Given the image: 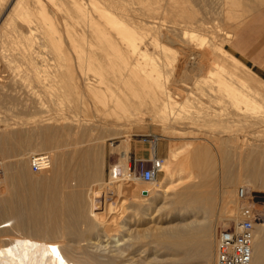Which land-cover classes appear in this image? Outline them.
Wrapping results in <instances>:
<instances>
[{
  "label": "rangeland",
  "instance_id": "374dc122",
  "mask_svg": "<svg viewBox=\"0 0 264 264\" xmlns=\"http://www.w3.org/2000/svg\"><path fill=\"white\" fill-rule=\"evenodd\" d=\"M192 1L184 0L183 5L189 8L192 5L191 9L195 11L197 17L200 16V20L203 18L201 22L208 27L204 31L203 28H194L193 26L191 28L183 18H179L180 21H176L178 26H185L188 29L184 38L187 44L165 40L166 42L163 41V44H166L168 48L164 51L159 50L158 43L152 46L150 41L152 38L148 35L151 34L152 37L157 34L145 31V29L142 31L143 41L141 40L140 43H143L145 47L140 44V48L144 47L145 51L148 50L149 54L152 53L151 56L153 55L155 61L152 60L158 65L155 64V70L158 69V72L160 70L158 79L163 84H161V88L156 84L154 87L152 86L153 92H151L150 98L154 106L151 107L150 113L143 115L142 119L126 123L127 125L98 124L92 121L91 110L90 114L89 110L82 109L69 112L68 107L70 108L71 104L68 103L67 98L56 99L57 108L51 104L49 97L42 93H40L42 96H40V100L43 102V111L37 110L26 102L28 98L24 95L9 99V102L7 100L0 101V165L2 169L0 189H4L3 184L6 183L8 186L6 197H12L11 200L16 202L17 194L22 187L25 188L24 192L28 193L22 207L25 216L30 215L29 211L32 210L34 216L31 219H35L38 226L41 224L40 227L45 231V235L48 234L46 237L54 238L61 243L65 242L68 245V253L75 260L78 259L82 262V260L96 259L103 263L109 261L108 254L110 252L106 247L108 246L106 245L108 236L103 233L104 225L111 224L110 221L105 220L102 213L106 202L111 205L118 204L120 209L127 207L140 212L138 216L132 215L128 232L120 228L119 232L125 239L122 246L126 247L123 254L116 258L113 264H125L131 258L135 259L138 264H214L216 230L223 226L231 227L234 220L237 221L239 218L241 202L236 195V190L239 187L245 188L248 204L256 212V214L252 212L253 245L256 243V236L259 237L258 239H264V191L254 192L250 186L251 178L261 177L264 179V152H262L264 151V142L261 144V141L255 139H264V117L242 112L241 106L244 109L245 105L236 102L234 104V100L228 96L230 91H224L225 94L221 93L223 87H229L230 90L235 86L232 81L234 79L225 86L224 84L217 86L210 82L207 84L202 80L211 65L218 70L221 68L219 65H213L215 56H211L209 48H205L209 40L230 52L229 41L234 29L254 17H264V0L262 2H260L261 0L250 2L240 0L241 3L238 2L233 7L234 14L231 17L226 11L228 5L224 6L225 4L221 3V6L220 4L223 0H200V2L194 0L195 3ZM201 1L205 2L204 5H201ZM211 1H214L213 5ZM246 1L250 8H247ZM165 2L166 4L163 6L161 1L163 9L154 10L157 12H153L155 16L151 13L157 20L160 18L163 27L166 24H175L172 21L169 22L166 12L163 13L168 8V3L166 0ZM209 2L211 3L209 4ZM214 3L217 4L214 5ZM245 5L246 7H243ZM139 6L140 4L137 5L138 8ZM162 10L163 12H161ZM139 11H137V15H139ZM144 25L146 24L142 26L145 27ZM190 31L196 35L190 37L192 35ZM197 34L198 36L202 35L201 39L203 38L202 41H204L201 47L195 44L200 41ZM186 45L187 48H185ZM144 48L142 49L144 50ZM146 48L148 49L146 50ZM202 48L206 51L205 54L204 50L201 51ZM191 50L201 51L198 52L199 56L195 60L198 62L200 59L201 67L198 69L200 71L192 72L195 75L198 73V78L201 79L197 83H194L193 80L195 76L188 73L192 69L190 62L193 60L189 59V55H192ZM182 51L187 55H185L186 59L191 65L190 67L187 64L183 71L178 65ZM166 56L169 59L164 61ZM174 56L177 58L175 59ZM174 59L176 62L173 61ZM243 65L245 67L234 61L233 71L240 73L244 69L250 75L244 74V77L248 78V83L252 85V88H245V92L250 96L256 97L257 95V99L264 100L256 93L257 91L264 94L262 91L264 86L258 84L264 80L261 78L260 80L244 63ZM183 73H188L187 75L193 77L182 78ZM252 75L254 76L251 77ZM190 90L197 92L196 97L195 94L189 97L184 96ZM163 91L168 92L171 97L165 99ZM28 106L29 108H26ZM176 111L188 117V119H182V121L185 120L184 126L183 124L177 125L172 122V119H164L167 116L172 118ZM208 111L210 112L208 113ZM153 136L157 138L155 142L156 154L163 157L165 162L169 160L172 151L177 154L174 161L169 164V168L173 170L172 177L166 178L162 167V171L154 183L148 186L151 188L147 195V193L140 192L146 188V184H142L137 179L134 166L138 164L139 160L145 164L148 163L138 152L141 149L146 151L147 156L145 157L149 158V142L142 141V138L151 139ZM40 153L49 155L50 166L44 171L33 172L28 165V157ZM117 164L123 169V176L113 175L114 166ZM120 181L123 189L117 192L115 186ZM166 184L168 188L162 192L161 188ZM129 185L135 187L136 190L131 192L127 190ZM198 195L206 196L209 204L204 213L198 211L196 215L195 212H190V209L197 205V202L194 201ZM4 199L5 196L1 193L0 203ZM122 199L123 201H121ZM146 212L148 214H145ZM229 213L233 215L232 219L227 218ZM150 215L152 217L148 219ZM9 217L6 209L0 210V223L12 222ZM101 217L102 219H100ZM193 220L196 222L195 229L188 236L189 242L182 247L172 245L174 237L160 236L161 231L168 227L170 229L171 226L174 227V225H181ZM30 226L26 227L29 232L32 229ZM27 230L13 228L12 231L21 236L31 237ZM202 232L208 238V245L204 250L202 248L198 250L194 239L203 236ZM96 245L104 247L101 252H99L100 250L96 251L94 247ZM186 252L189 254L187 258L185 257ZM261 260L262 262H260L264 264V257ZM260 262L259 264H261Z\"/></svg>",
  "mask_w": 264,
  "mask_h": 264
},
{
  "label": "bare ground",
  "instance_id": "6f19581e",
  "mask_svg": "<svg viewBox=\"0 0 264 264\" xmlns=\"http://www.w3.org/2000/svg\"><path fill=\"white\" fill-rule=\"evenodd\" d=\"M161 1L164 6V4H166V2L164 3L165 0H0V101L7 100L9 102L18 95H24L28 98V101L26 102L37 110L43 111V102L40 100V93H42L49 97L51 104L54 106L58 104L57 100L60 98H67L68 103L71 104V107H68L69 112H76L78 109L84 111L89 110L88 113H91L92 111L91 116L93 117V120L90 115L89 117L93 122L98 124L127 125L130 122L142 119L143 115L150 113L151 107L154 106L152 105V100L150 98L154 85L156 84L159 88L163 85L158 79L160 76V70L159 72L158 69L155 70L156 63L154 62V57H152L153 55L151 56L152 53L150 52L151 54H149V52H147L148 48H146L147 51H145V46L143 43H140L141 40L143 41L142 31L145 29V31L157 34L155 36L152 35V37L151 34H148L150 35V38H152L150 40L152 46L158 43L157 45L159 48H157L164 51L168 48L166 44H163V41L165 40L171 42L179 41V43L182 42L184 45L187 44V41H185L186 39L184 40V38L186 30L188 29H186L187 27L185 26H178L176 21L179 18H183L186 23L190 24L191 28L192 26L194 28H203L204 31L208 27L201 22L203 18L200 20V16L197 17L195 11L191 9L192 5H190V8L183 5L184 0H166L168 8L166 7L167 9H165L164 12L163 10L161 12H166L165 14H168L167 17L169 22L172 21L175 24H166L165 27H163L160 18L158 17V21L153 13L158 9H163L161 7ZM196 1L193 0L192 3H195ZM198 1L200 2V0ZM250 1L252 0H248V2ZM211 2H209V4ZM238 2L241 3L240 0H223L220 4L224 3V6L228 5L226 11L229 17H231L234 14L232 9L238 4ZM260 2H262V0ZM203 3L201 5H204ZM139 4L140 6L138 8L137 5ZM197 4L199 3L197 2ZM216 4L217 3H214V5ZM246 5L243 7H246ZM247 8H250V5L249 7L247 5ZM144 10L145 13L143 14ZM137 11L140 12L139 15H137ZM151 13H153L154 16H152ZM143 24H146L144 25L145 27L142 26ZM191 34L190 37L196 35L193 31ZM208 34L210 33L208 32ZM201 36H198L197 34V38H199L200 41L197 40L198 43H195L196 45L198 44L199 47L204 43ZM140 44L144 46L142 47L144 50L140 48ZM144 44L146 45V42ZM184 45L181 46L184 47ZM206 45L205 48H209V50H207L211 52V56H215L213 65H219L221 68L218 70L211 65V67L205 72L202 80L207 82V84L215 83L217 86H220L221 84H224L225 86L230 80L234 79L232 81L233 84L235 83V86L233 85L234 87L230 90L228 89L229 87L220 88L222 91L221 93L225 94L226 91H230L228 96L231 97V100H234L233 103H243L245 105L244 109L241 106L242 112L252 113L257 117H264V100L257 99V95L256 97L254 95L250 96V94L246 93L244 90L245 88H252V85L247 81L248 78H245L246 76L244 77V74L247 76L249 75L247 74L248 72L246 73L244 69L243 72L240 73L233 71L234 61L241 66H244L243 63L223 47L210 40ZM191 47L193 46L191 45ZM185 48H187V45ZM202 50H204V48H202L201 51ZM201 51L191 50L192 55H189V59L193 61H189L192 64V69L188 72L189 74L194 70L197 72L200 71L198 70L201 67L200 59L198 58V62L195 60H197L196 57L199 56L198 52ZM205 52L206 51L204 50V54ZM180 53H182V55ZM180 53L179 55L181 56H179L178 65L183 71L184 67L189 63L186 59L187 55L184 54L185 52L182 51ZM176 58L177 57H175V59ZM166 59L168 60L169 58H165L164 61ZM175 59L173 61L176 62ZM188 73H183L184 75H182V78H188ZM192 75L190 76L194 78V83H197L200 79L198 78V73H196V75L195 73H192ZM253 76L254 75L251 77ZM239 82L242 84H240L241 86L239 85ZM258 84L264 86V82H259ZM258 84L257 86H259ZM262 91H264V89H262ZM256 93L261 96V99L264 98V94L261 92L256 91ZM192 94H195L194 96L196 97L197 92L190 90L184 96L189 97ZM69 96L71 97L68 98ZM163 97L167 99L170 98L171 95L168 92L163 91ZM56 107L58 108V106ZM26 108H29V106ZM209 112L210 111H208V113ZM183 118L188 119V117H185L176 111L172 118L167 116L164 119H172V122L177 123V125L183 124L184 126L185 120L182 121ZM90 119H88L89 122H91ZM255 139L261 141V144L264 142V139ZM149 145L152 146V143H149ZM176 154L177 152L172 151L169 160L165 162L164 159L163 161L162 167L166 178H171L173 175V170L169 168V164L174 161ZM45 176L47 175L45 174ZM140 182L146 184V188L140 190V192L144 191L149 195L151 187L149 188L148 186L153 184L154 180L150 182ZM250 184L254 192L264 191V179L261 177L251 178ZM3 186L4 189H0L3 190L0 192V195L2 193V195L5 196V199L0 203V210L6 209L12 222L0 223V264H113L116 258H119L123 254L126 247L122 246L125 239L119 232L120 228L128 232L130 230L132 215L138 216L140 213L137 210L129 209L127 207L120 209L118 204L111 205L105 202L104 211L102 213L105 220L110 221L111 224L106 223L104 228H102L103 233L108 236V241L106 243L108 246H105L108 248V252H110L108 254L109 261L103 263L94 258V260L89 258L90 260H82L81 262L78 261V259L75 260L70 253H68V245L65 242H63L65 243L63 244L54 238L46 237L48 234L45 235V231L40 227L41 224L38 226L35 219H31L34 216L32 210H28L30 215L25 216L22 209L23 204L27 199L26 195L28 194L24 192L25 188L21 186L22 188L17 196L15 194L16 202L14 201V203L11 200L12 197H6L8 193V186L6 183L3 184ZM115 188L116 191L118 190L117 192H120V189H123L121 181L119 184H116ZM167 188L168 185L166 184L161 188V191L165 192ZM127 190L131 192L136 190V188L129 185ZM30 195H28V197H30ZM196 198L194 202H197V205L190 209V212H195L196 214L198 211H201L204 213V211L208 209L209 200L206 196L201 195H198ZM121 201H123V199ZM251 210L252 212H255L252 208ZM145 214L148 213L146 212ZM151 217V215L148 216V219H151ZM232 217L233 215L229 213L227 218L232 219ZM100 219H102V217ZM28 225L32 226H30L32 228L30 232L26 229V227L28 228ZM195 225L196 222L193 220L188 223L184 222L181 225H174V227L171 226L170 229L169 227H166L167 229L161 231L160 236L163 235L162 237H166L168 235L167 237H174L172 245L174 247H182L189 242L188 236L195 229ZM7 226L10 227L6 228ZM13 228L17 230L25 229L31 234V237L16 234L12 231ZM204 231L206 232V230ZM203 232V236L197 237L196 239L193 238L198 250L201 248L204 250L208 245V238ZM103 233L101 232L102 235ZM258 238L259 237L257 236L255 237L256 243L253 245L252 226V264H259L260 261L262 262V257H264V239ZM94 247L96 251L100 250L99 252L104 248L101 245H96ZM185 254L186 258L189 257L187 252ZM127 263L138 264L135 262V259L132 258Z\"/></svg>",
  "mask_w": 264,
  "mask_h": 264
},
{
  "label": "built area",
  "instance_id": "2783aa9c",
  "mask_svg": "<svg viewBox=\"0 0 264 264\" xmlns=\"http://www.w3.org/2000/svg\"><path fill=\"white\" fill-rule=\"evenodd\" d=\"M156 137L151 139L143 137L142 141L152 143L149 149V158L145 164L142 160L135 164L137 179L142 182L156 180L162 171L164 158L156 154ZM28 165L33 172H41L49 168L50 157L48 154H32L28 157ZM129 169V167H128ZM113 175H124L123 169L117 164L114 166ZM2 169L0 165V185ZM146 193V192H141ZM237 199L241 202L239 218L231 227H220L215 232L214 264H252V226L253 213L248 204L244 187L236 190Z\"/></svg>",
  "mask_w": 264,
  "mask_h": 264
},
{
  "label": "crops",
  "instance_id": "0c3cea01",
  "mask_svg": "<svg viewBox=\"0 0 264 264\" xmlns=\"http://www.w3.org/2000/svg\"><path fill=\"white\" fill-rule=\"evenodd\" d=\"M229 44L231 54L264 80V17H254L236 27ZM138 153L148 160L146 151L141 149Z\"/></svg>",
  "mask_w": 264,
  "mask_h": 264
}]
</instances>
